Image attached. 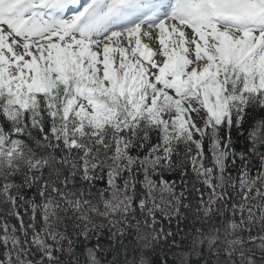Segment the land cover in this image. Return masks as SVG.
<instances>
[{
	"label": "snow or ice",
	"instance_id": "snow-or-ice-1",
	"mask_svg": "<svg viewBox=\"0 0 264 264\" xmlns=\"http://www.w3.org/2000/svg\"><path fill=\"white\" fill-rule=\"evenodd\" d=\"M233 257L264 264V0H0V264Z\"/></svg>",
	"mask_w": 264,
	"mask_h": 264
},
{
	"label": "trees",
	"instance_id": "trees-1",
	"mask_svg": "<svg viewBox=\"0 0 264 264\" xmlns=\"http://www.w3.org/2000/svg\"><path fill=\"white\" fill-rule=\"evenodd\" d=\"M21 211H23V209H21ZM11 222L12 223H16V221H15V219L14 218H12L11 219ZM242 235H244V237H245V239H247V233H243ZM252 235H254V236H259L260 234L257 232V231H254L253 233H252ZM177 239L179 240V239H181V237H177ZM259 244H260V241H259V239H257L255 242H252V241H248V243H247V246L248 247H258L259 246ZM259 253L257 252L256 254H255V256H256V258L257 259H259ZM235 260H236V264H239V259H238V257H233ZM108 259H111V256L109 255L108 256ZM192 261H195L196 259H199L198 257H195V256H193L192 258Z\"/></svg>",
	"mask_w": 264,
	"mask_h": 264
}]
</instances>
